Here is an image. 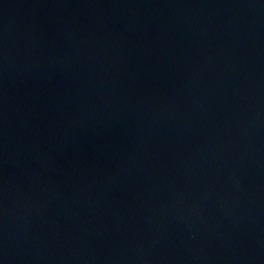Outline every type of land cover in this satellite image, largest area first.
<instances>
[{"label":"water","instance_id":"95a60500","mask_svg":"<svg viewBox=\"0 0 264 264\" xmlns=\"http://www.w3.org/2000/svg\"><path fill=\"white\" fill-rule=\"evenodd\" d=\"M0 243L264 264V0H0Z\"/></svg>","mask_w":264,"mask_h":264}]
</instances>
